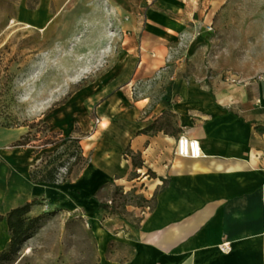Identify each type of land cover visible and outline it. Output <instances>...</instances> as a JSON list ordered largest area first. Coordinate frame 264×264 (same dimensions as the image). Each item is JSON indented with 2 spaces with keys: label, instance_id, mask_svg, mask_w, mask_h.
<instances>
[{
  "label": "crops",
  "instance_id": "0c3cea01",
  "mask_svg": "<svg viewBox=\"0 0 264 264\" xmlns=\"http://www.w3.org/2000/svg\"><path fill=\"white\" fill-rule=\"evenodd\" d=\"M109 2L134 34L113 68L51 116L67 141L89 143L88 163L66 181L34 183L41 149L32 156L28 144L15 146L28 135L23 127H0V215L39 199L82 210L92 218L99 264H264V57L249 52L252 28L230 19L228 36L210 37L208 26L219 31L237 11L228 0ZM193 30L195 60L159 55ZM228 73L245 83L227 82ZM93 114L107 128L94 129ZM167 115L177 133L142 132ZM181 136L198 140L202 157L178 156ZM118 188L151 201L137 227L93 220L99 200ZM0 234L10 242L6 221Z\"/></svg>",
  "mask_w": 264,
  "mask_h": 264
},
{
  "label": "rangeland",
  "instance_id": "374dc122",
  "mask_svg": "<svg viewBox=\"0 0 264 264\" xmlns=\"http://www.w3.org/2000/svg\"><path fill=\"white\" fill-rule=\"evenodd\" d=\"M228 1L237 6V11L222 19L223 28L211 32L210 37L228 36V21L236 20L252 28L249 52L255 58L264 57V0ZM109 3V0H0V127H23L28 133L27 147L32 156L41 147L42 152L35 156V160H43L40 170L52 160L46 170L57 166L60 182L68 178L71 167L74 169L71 177L82 169L89 159V143H83L81 151L78 145L67 142L64 132L52 123V112L113 68L126 48L124 43L134 34V30L125 27L130 19L114 12ZM248 32L249 29L234 34L241 37ZM192 33L184 45H180L181 36L174 38L169 51L159 55L170 53L195 60V40L200 33L195 30ZM238 55H244V51H238ZM191 63L196 73V62ZM91 119L92 127L100 128L96 115ZM160 122L157 128L177 133L171 115ZM84 137L77 129L76 138ZM54 152V157L43 156ZM150 202L135 190L124 193L118 188L99 200L94 217L101 222L120 218L137 227ZM49 205L47 200H37L30 218L40 220L31 237L10 260L0 264H99L92 218L79 209L66 211ZM7 245L0 234V252Z\"/></svg>",
  "mask_w": 264,
  "mask_h": 264
},
{
  "label": "trees",
  "instance_id": "16d2710c",
  "mask_svg": "<svg viewBox=\"0 0 264 264\" xmlns=\"http://www.w3.org/2000/svg\"><path fill=\"white\" fill-rule=\"evenodd\" d=\"M156 128L157 125L153 124L152 126L146 128L142 132H148ZM27 137L28 136H24L20 141H18L15 144V146H25L29 144L30 141L29 140L27 141L26 139ZM67 142L78 145L79 149L83 151L80 145L81 142L80 139H69ZM40 149L41 147H39V150ZM55 152H57V150ZM55 152L52 154H44V157L51 155H53L54 157ZM128 154H130L129 151ZM79 159L81 160V157H79ZM88 161L89 159L83 164L82 168L88 163ZM51 164H52V160L47 161L43 168L44 170H40L39 167L43 165V160H42L40 165L36 166L35 169L30 173L31 180L34 183H58L59 173H56L57 166L56 167L53 166L50 170H46ZM133 164L134 166L138 165V163H135V158ZM61 167H63V165H61ZM73 172H74L73 167L68 169V173H67L68 178L63 179V181L70 179L71 176L73 175ZM36 206H37V200H33L30 203L12 209L10 212L6 214V216L0 215V223L6 221L10 235V242L8 243L7 248L2 252H0V263L10 260L12 256L15 255L20 250L24 242L31 237V233L33 229L37 226V223L40 220V217L30 218L31 213L33 212V209Z\"/></svg>",
  "mask_w": 264,
  "mask_h": 264
},
{
  "label": "built area",
  "instance_id": "2783aa9c",
  "mask_svg": "<svg viewBox=\"0 0 264 264\" xmlns=\"http://www.w3.org/2000/svg\"><path fill=\"white\" fill-rule=\"evenodd\" d=\"M208 33L213 32V26H208L206 28ZM224 79L231 84H244L240 78L234 76L233 74L228 73ZM178 156L183 158L190 159H199L202 157L201 145L198 140L192 139L187 136H181L177 142L176 152ZM220 249L224 253H228L231 251V245L229 242H225L221 245Z\"/></svg>",
  "mask_w": 264,
  "mask_h": 264
},
{
  "label": "bare ground",
  "instance_id": "6f19581e",
  "mask_svg": "<svg viewBox=\"0 0 264 264\" xmlns=\"http://www.w3.org/2000/svg\"><path fill=\"white\" fill-rule=\"evenodd\" d=\"M27 26H28V27H31L29 24H28ZM107 125H108V123L106 122V120H104V121L101 123L100 128H101V129H105V128H107ZM93 220L95 221V223H97V219H96V218H94ZM2 240H3V239H2Z\"/></svg>",
  "mask_w": 264,
  "mask_h": 264
}]
</instances>
